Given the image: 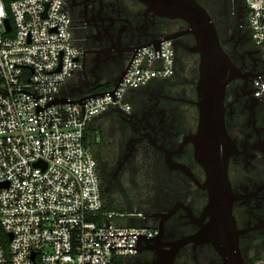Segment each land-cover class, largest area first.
<instances>
[{"label": "flooded vegetation", "instance_id": "flooded-vegetation-1", "mask_svg": "<svg viewBox=\"0 0 264 264\" xmlns=\"http://www.w3.org/2000/svg\"><path fill=\"white\" fill-rule=\"evenodd\" d=\"M195 1L211 16L237 74L229 72L224 100L225 128L235 146L228 163L232 212L243 263H264V102L253 89L264 57L252 37L246 0ZM66 9L83 52L82 68L68 85L84 95L105 92L141 47L167 39L174 45V74L132 92L130 113L110 110L117 119L115 140L105 151L97 146L104 191L131 208L149 209L147 221L158 229L137 261L151 264L156 254L177 250L178 264H225L211 243L187 241L211 221L207 174L190 141L200 126L201 80L190 24L161 16L141 0H66Z\"/></svg>", "mask_w": 264, "mask_h": 264}, {"label": "built area", "instance_id": "built-area-1", "mask_svg": "<svg viewBox=\"0 0 264 264\" xmlns=\"http://www.w3.org/2000/svg\"><path fill=\"white\" fill-rule=\"evenodd\" d=\"M246 3L264 57V0ZM82 53L66 0H14L10 10L0 0V264H135L158 234L144 211L107 209L85 139L110 110L130 113L132 92L174 74V45L141 47L119 87L84 105H49L77 77ZM253 89L264 102V71Z\"/></svg>", "mask_w": 264, "mask_h": 264}, {"label": "water", "instance_id": "water-1", "mask_svg": "<svg viewBox=\"0 0 264 264\" xmlns=\"http://www.w3.org/2000/svg\"><path fill=\"white\" fill-rule=\"evenodd\" d=\"M161 16L181 18L190 24L188 32L197 40L196 50L201 55V80L198 87L200 126L196 135L190 138L195 145L196 158L207 174L205 189L209 194L206 211L211 221L197 235L187 239L196 244L211 243L225 259V264H244L239 249V234L233 217L234 194L228 179V163L235 153L225 128V94L228 83L235 74L234 65L221 45L217 28L205 8L195 0H141ZM7 29L12 28L9 19ZM161 41L146 46L159 49ZM115 81V89L122 82L126 71ZM237 76V74H235ZM71 85H67L70 87ZM81 86V84L77 85ZM105 92L84 95L76 90H64L63 97L49 105L72 103L84 105L86 101L106 94ZM114 93V90L111 91ZM5 184H2L3 187ZM152 216V214H151ZM184 241L180 246L185 245ZM145 249L139 246V253ZM176 252L167 257L156 254L151 264H175Z\"/></svg>", "mask_w": 264, "mask_h": 264}, {"label": "trees", "instance_id": "trees-1", "mask_svg": "<svg viewBox=\"0 0 264 264\" xmlns=\"http://www.w3.org/2000/svg\"><path fill=\"white\" fill-rule=\"evenodd\" d=\"M3 1H4L5 5H6L7 9L10 10L11 3H12L14 0H3ZM10 18H11V20H12V16H11V14H10ZM114 84H115V81H114V83H113V81L108 82V83L105 85V88H104L103 90H104V91H109V90H111V89L113 88ZM104 116L109 117V118L112 120L111 129H110V131H109V133H108V134H109V138H108V139L105 138V136H106L107 134H105V132H104V131L102 130V128L100 127V125H98V123H99V122H97L98 119H101V118H102V117H100V118H98L97 120H95V121L93 122V124L89 127V129L87 130L85 141H86V144H87L88 146H90V147L92 148V150L94 151L95 157H96V159H97V161H98V164H99V170H100V174H101V178H102L103 195H104V198H105V199L107 200V202H108V204H107V209H109V210H115V211H123V210H127V209L122 208V207L120 206L121 203H119L117 200H115L114 198H112L111 196H109V195L104 191L105 181H104V179H103L102 171H101V169H100L99 159H98L97 154H96V152H97V146H100V148L102 149V151H105L104 149L107 148L109 142L114 141V139H115V138H114V139L112 140L111 132L113 133V136H114V131H113V129L117 126V119H116V116H115V114H110V113H107V114H105ZM104 116H103V117H104ZM112 126H113V128H112ZM90 129H93V130L96 129V130L98 131V132L96 133V135L92 138V141H91V142H89V135H88V131H89ZM138 206H140V205H138ZM145 209H146V208H145ZM129 210H132V209H129ZM144 212H149V213H151L149 209L144 210Z\"/></svg>", "mask_w": 264, "mask_h": 264}, {"label": "rangeland", "instance_id": "rangeland-1", "mask_svg": "<svg viewBox=\"0 0 264 264\" xmlns=\"http://www.w3.org/2000/svg\"><path fill=\"white\" fill-rule=\"evenodd\" d=\"M113 83H114V81H113ZM97 122H99L98 123V125H100V127L102 128V130L105 132V134H107L106 136H105V138L106 139H108L109 138V131H110V129H111V124H112V120L109 118V117H106V116H104V117H102L101 119H98V121ZM112 128H113V126H112ZM98 131L95 129V130H93V129H90L89 131H88V135H89V142H91L92 141V138L96 135V133H97ZM111 136H112V140L115 138V136H113V133L111 132ZM115 140V139H114ZM120 206L122 207V208H124V209H127V210H129V209H132V210H138V211H144V210H146L143 206H134L133 208H131V207H129L127 204H125V203H121L120 204ZM149 223V222H148ZM149 225H152L151 223H149ZM141 258V255H137V256H135V258L133 259V261H135L136 263L135 264H139V263H141V264H143L142 262H140V261H137V259H140ZM175 264H178L176 261H175ZM255 264H264L263 262H260L259 260L255 263Z\"/></svg>", "mask_w": 264, "mask_h": 264}, {"label": "crops", "instance_id": "crops-1", "mask_svg": "<svg viewBox=\"0 0 264 264\" xmlns=\"http://www.w3.org/2000/svg\"><path fill=\"white\" fill-rule=\"evenodd\" d=\"M75 79H76V78H75ZM75 79H73V80H75ZM71 81H72V80H71ZM71 81H70V82H71ZM70 82H69V83H70ZM75 84H77V82H76ZM67 89L69 90V87H66L65 90H67ZM101 117H103V116H101ZM97 119H98V118H97ZM97 119H96V120H97ZM92 124H93V123H92Z\"/></svg>", "mask_w": 264, "mask_h": 264}]
</instances>
